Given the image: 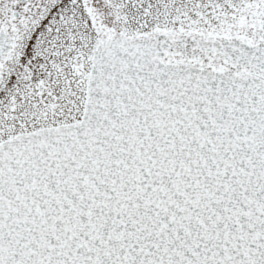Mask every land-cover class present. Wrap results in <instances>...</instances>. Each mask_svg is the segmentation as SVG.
Listing matches in <instances>:
<instances>
[{
	"label": "snow or ice",
	"instance_id": "1",
	"mask_svg": "<svg viewBox=\"0 0 264 264\" xmlns=\"http://www.w3.org/2000/svg\"><path fill=\"white\" fill-rule=\"evenodd\" d=\"M0 264H264V0H0Z\"/></svg>",
	"mask_w": 264,
	"mask_h": 264
}]
</instances>
